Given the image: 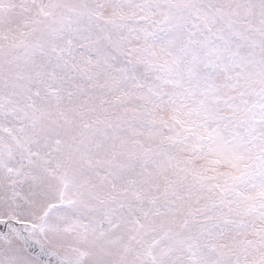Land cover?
<instances>
[{
    "label": "snow or ice",
    "instance_id": "obj_1",
    "mask_svg": "<svg viewBox=\"0 0 264 264\" xmlns=\"http://www.w3.org/2000/svg\"><path fill=\"white\" fill-rule=\"evenodd\" d=\"M0 264H264V0H0Z\"/></svg>",
    "mask_w": 264,
    "mask_h": 264
}]
</instances>
